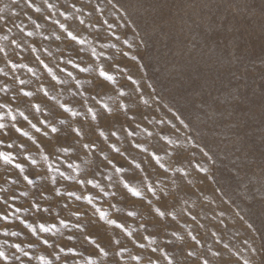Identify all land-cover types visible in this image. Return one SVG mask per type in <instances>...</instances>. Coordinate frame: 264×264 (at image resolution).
<instances>
[{
    "label": "rangeland",
    "instance_id": "rangeland-1",
    "mask_svg": "<svg viewBox=\"0 0 264 264\" xmlns=\"http://www.w3.org/2000/svg\"><path fill=\"white\" fill-rule=\"evenodd\" d=\"M0 9L9 17L6 25L0 21V124L7 125L0 153L12 158L8 164L0 157V251L9 256L0 264H43L40 257L53 264H112L111 250L108 257L90 255L97 237L85 243V229L102 246L111 239L116 251L119 240L126 249L122 259L115 257L120 264H148L165 251L178 264H194L196 257L186 261L177 247L195 244L192 236H203L213 251L223 249L230 264H264V0H20L19 6L0 0ZM117 62L124 74L110 73L116 91L98 87L99 69ZM128 75L137 81L135 91ZM121 91L127 96L117 99ZM77 128L79 139L69 135ZM85 143L91 146L81 149ZM184 172L189 175L177 179ZM153 182L155 196L144 187ZM125 184L142 196L131 197ZM149 201L153 211L166 204L175 219L149 215ZM101 215L125 226H97ZM176 229L183 231L173 237ZM70 233L77 235L69 240ZM167 240L177 251L165 247ZM65 244L80 255L73 259Z\"/></svg>",
    "mask_w": 264,
    "mask_h": 264
},
{
    "label": "snow or ice",
    "instance_id": "snow-or-ice-1",
    "mask_svg": "<svg viewBox=\"0 0 264 264\" xmlns=\"http://www.w3.org/2000/svg\"><path fill=\"white\" fill-rule=\"evenodd\" d=\"M24 2L26 4L31 5L32 0H24ZM19 3H20V0H11V4L12 5L19 6ZM48 7L49 8H53L54 5L48 4ZM72 7L75 8V5H73ZM94 10L95 9H93V11ZM36 11H40V9L37 8ZM77 11H80V9H77ZM0 12H3V10L0 9ZM12 15L19 16V13L16 12L13 9L12 10ZM8 19H9V17H6L4 15H0V21H4L5 22V25L7 24ZM81 23H83V21H81ZM103 23L104 24H108L107 21H103ZM113 26H114L113 24H108V28L109 29H112ZM61 27L63 28L64 25L61 24ZM8 31H11V28H8ZM28 34L31 35L32 33H28ZM67 35L71 37L72 42H74V43L77 42V39H78V35L77 34H73L71 31H68L67 32ZM57 39H59V37H57ZM12 43H16V41L13 40ZM125 43H127L126 40H125ZM79 44L83 45L84 44V41L83 40H79ZM17 47H19V45H17ZM129 47L131 48V45H129ZM0 51H3V49H0ZM5 55H7V53H5ZM77 55H79V50H77ZM68 63H73V61L71 59H69L68 60ZM45 67H47V65H45ZM74 67L79 68L81 72L87 71V67L86 66L85 67H80L79 64H74ZM126 68H127V65H125V69ZM116 70H120L121 74L122 75L124 74V70L123 69H120V65H119L118 62L116 63L115 68H113L111 65H109L107 68H100L99 69V77L100 78H103V79H100L98 81V85L97 86L98 87L109 88L111 91L115 92L116 90L115 89H111V86H110L109 82H111L112 84H115L117 82L116 79H115V77H114V75L110 74V73H112L113 71H116ZM49 71H51V69H49ZM68 75L71 77L72 73L69 72ZM55 78L56 77L53 76V79H55ZM127 79L132 81L133 91H135L136 90V87L138 86L137 81L133 80V78H132L131 75H128ZM25 83L26 82L24 80H21L20 81V84L21 85H24ZM61 83H64V82L61 81ZM78 83H79V81H78ZM122 87H123V85H122ZM45 94L47 95V93H45ZM105 94H107V93H105ZM24 95H25V97H28V96H31L32 93L31 92H26ZM97 95H99V93H97ZM116 96H117V99H119L120 97H125L126 98L127 94L121 91V92H117L116 93ZM140 98H142V97H138V99H140ZM144 103L147 105L148 104V100H144ZM107 107H108L107 105H104V108H107ZM149 107H150V105H149ZM201 107H203V105H201ZM118 108H119V105H118ZM36 110L37 111L40 110L39 105L36 106ZM66 111L71 112L72 116L78 115V113L72 112L71 109H66ZM90 111H91V109H89V112ZM102 111H103V109H102ZM125 111L126 112H131L132 109L126 108ZM170 111H171V109H170ZM110 114H111V110H109V112L106 113V115H110ZM21 115H23V113H21ZM205 116L208 117L209 119H213L214 118L213 113H209L207 111L205 112ZM24 118H25V120L28 119L26 116ZM96 118H97V114L94 113L93 114V119H96ZM163 122L164 121H161V123H163ZM29 123H31V121H29ZM169 123H171V121H169ZM179 123L184 127V129H187L188 131H191V128H190V124L189 123H185V121L183 119H181L179 121ZM32 127H36V125L33 124ZM172 127L175 128L176 127L175 124H173ZM6 128H7V125L0 124V130L6 129ZM8 131H11V129H8ZM16 131L19 132L20 129H16ZM37 131H39V129H37ZM52 131L53 132H59L60 129H58L56 127H53L52 128ZM135 131H136V129L133 128L132 129V132L135 133ZM73 134L76 136L77 139H79V137L83 135V131L80 128H77V129H74V130H70L69 135H73ZM100 135L101 136L104 135L103 131H101ZM113 135H115V133H113ZM105 138H107V137H105ZM90 146L91 145L89 143H85V144H82L81 145V149L88 148ZM139 146H140V144H139V142H137L136 143V147L139 148ZM196 146L199 147L198 144ZM61 147L64 148L65 150H67V148H69V147H73L74 148V145H61ZM37 151H39V149H37ZM101 151H103V150H101ZM117 151H119V150H117ZM201 151H203V149H201ZM174 154L178 157V159L182 158L181 157V154H180V150L178 148L175 150V153ZM49 155H55V152L53 151V152L49 153ZM153 155H155V153H153ZM204 155L205 156H208V153L207 152H204ZM0 157L3 158V160H4L5 163H8V164L12 163V158L9 155L5 154V153H0ZM133 159H135V158H133ZM208 159L211 160L212 157L211 156H208ZM105 160H108V158L105 157ZM149 161H150V163H153V164L154 163H157L158 162V157H157V160L156 161H152L151 158H149ZM108 163L111 164L112 161L111 160H108ZM141 163H143V161H141ZM213 163H215L214 160H213ZM19 167H20V165H17V168H19ZM122 167H121V170H122ZM161 167H163V166L161 165ZM137 168H140V165H137ZM176 171L179 173L181 171V169L180 168H177ZM201 171H206V169L201 168ZM29 175H33L34 176V175H38V174L37 173H34V171H33V172L29 173ZM45 175H46V173H45ZM165 175H166V173H165ZM187 175H189V174L187 172H184V174L181 175V176H178L177 179L183 180L184 177L187 176ZM24 179H28V176H25ZM84 179L86 180L87 178H84ZM82 182H83V180H82ZM87 182L88 183H91L90 180H88ZM173 182L175 183V181H173ZM29 183H32V180H29ZM141 183H143V179L141 180ZM154 184H155V182H153L152 185L145 184L144 187H145L146 190L147 189H150L152 191V195L155 196V195H157V193L155 191ZM96 187H99V184H97ZM125 188L130 193L131 197H141L142 196L141 191H139V190H137L135 188H129L127 184H125ZM0 191H3V189H0ZM101 191H103V189H101ZM105 194H107V193H105ZM163 196H164V194L161 193V197H163ZM77 199H79V198H77ZM91 202H92V200H91V198H89V203H91ZM141 203H142V201H141ZM179 203H180V198L177 197L176 198V204H179ZM150 205H151V201H149V205L146 206L147 207V210H148V213H149V215L155 216V218L157 220H160V218H166L168 215H171L172 216V220L175 219V215L172 214L171 209H169L166 206V204L161 203L160 206H158L154 211L150 207ZM30 206L31 205H29V207ZM19 210L20 209L17 208V211H19ZM43 211H50V207L49 208H44ZM76 211L77 212H80L81 210L80 209H77ZM156 214H158V215H156ZM129 215L131 216V215H133V213H129ZM197 215H199V213H196L195 215L192 216V221H196ZM221 215H223V213H221ZM3 218L4 219H7L8 218L6 213L4 214V217ZM66 219H70V217H68ZM102 221H106L105 227L108 224H111V225H113V226H115L117 228H122V227L125 226V223L124 222H121V221H119L117 219H107L104 215H101V216L97 217L96 225L97 226L100 225V223ZM60 222L61 223H64V220H61ZM65 227H68V225L65 224ZM76 227L77 228H80L81 227V221L79 220V218L76 221ZM159 227L163 229V228H166L167 226L164 225L162 223V221H161V223L159 224ZM200 227H203V225H200ZM41 230L44 231V232L51 231V229L44 228L43 226H41ZM179 231H183V230L182 229L173 230L172 231V236L173 237H176L177 236V233ZM84 232L87 233V235H85V238H84V242L85 243L90 238H92L94 236L97 237L96 239L93 240V243H95L96 247H95V249L92 250V252L90 253V255H93V254L94 255L103 254L105 257H108L109 250H111V251H113V261H112V264H120V259H122V253L126 249H125V247L123 245H121V242L119 240H116L115 241V243L117 245H120L119 251H116V250L110 248V246L112 244V240L111 239L108 240V244L107 245H103L102 246L98 242V239L99 238H98V236H97V234L95 232H93L91 229H85ZM76 235H77L76 233H70L69 234V240H72ZM213 235H215V234H213ZM49 239L50 238H45L44 239V244L48 245L49 247H52V245L49 244ZM179 239L181 241H185L186 240V236H180ZM203 239H204L203 236H201L199 238L197 236H192V240L195 241V244H189L187 246V248L177 246L179 248V251L184 255V259L186 261L190 260L192 257L195 256L196 257V260H195L194 264H230V261H225L224 258L222 257V251H223V249L217 248L215 251H213L210 247H206L205 244L201 242ZM35 243H38V241H36ZM247 243L248 242L245 241V244H247ZM172 245H173V241L172 240H167L165 247L166 248L171 247L173 252L177 251V247H172ZM197 245L200 248L204 249V251L203 252L198 251V249L196 247ZM15 247L19 249L20 245L17 244V245H15ZM64 247H68L70 249V251L74 252V255L72 256L73 259L75 258V256L80 255V253L75 252V245L74 244L73 245L65 244ZM227 247H228L227 245L224 246L225 249ZM141 248H143V244H141ZM97 249H98V251H97ZM157 251H158L157 248H153L151 250L152 255H155V253ZM250 251L253 253V255L257 254V249L255 247H252L250 249ZM209 253L211 254L210 257H209ZM24 255L25 256H28V253L25 252ZM115 257H120V259H116ZM0 258H2L4 261H8L9 260V256L6 253L2 252V251H0ZM139 258H140L139 256L134 257V259H139ZM161 258H163V259L166 260V264H178V260H177L176 256L175 255H169V252L168 251H165L164 252L163 257H156L154 262L150 258L148 264H159V261H160ZM212 258H216V259L213 261ZM16 259L19 260L20 258L17 256ZM40 259L43 261V264H53V261L51 259L46 258V257H40ZM56 259H60V257H56ZM92 264H96V262L95 261H92ZM244 264H249V261L245 260L244 261Z\"/></svg>",
    "mask_w": 264,
    "mask_h": 264
},
{
    "label": "built area",
    "instance_id": "built-area-1",
    "mask_svg": "<svg viewBox=\"0 0 264 264\" xmlns=\"http://www.w3.org/2000/svg\"><path fill=\"white\" fill-rule=\"evenodd\" d=\"M3 230H6V229H3Z\"/></svg>",
    "mask_w": 264,
    "mask_h": 264
}]
</instances>
